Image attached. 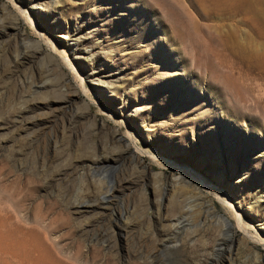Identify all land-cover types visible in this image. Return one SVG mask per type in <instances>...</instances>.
I'll list each match as a JSON object with an SVG mask.
<instances>
[{"label":"rangeland","instance_id":"rangeland-1","mask_svg":"<svg viewBox=\"0 0 264 264\" xmlns=\"http://www.w3.org/2000/svg\"><path fill=\"white\" fill-rule=\"evenodd\" d=\"M223 201L264 237V0H0V264H264Z\"/></svg>","mask_w":264,"mask_h":264},{"label":"bare ground","instance_id":"bare-ground-1","mask_svg":"<svg viewBox=\"0 0 264 264\" xmlns=\"http://www.w3.org/2000/svg\"><path fill=\"white\" fill-rule=\"evenodd\" d=\"M16 8L18 9L19 7L17 6ZM18 10L20 12H23V11H21L20 8ZM38 35H40L42 38L45 37V35L43 33H39L38 32ZM48 44H49L50 48L58 56L63 57L61 55L62 53L61 54L59 53V51L56 49V46L53 43L52 44L48 43ZM61 60H62V58H61ZM65 60H67V59L64 58V61ZM98 82H100V81H98ZM83 90H84V87H83ZM85 91L87 92L86 88H85ZM105 112L108 113V111H105ZM114 122L120 128L124 127L122 120L114 118ZM118 131H120V130L118 129ZM118 138L120 139V141H123L124 143H127L126 147L130 148V151H132V155L134 156V158L136 157L138 159L141 156L146 155V156H148L150 162L155 163V164L159 165L162 168H170L171 170L178 171V172H180L181 174L184 175V176H180V177L173 176L172 186H171V192L172 193H175V192L190 193V194L194 193L196 195V197H200V198L204 197V198H206L207 197V193L215 191L213 186L204 177H202L196 171L191 170L189 168V166L186 165L185 163L184 164L183 163H178V162H175V161L172 160V161H169V162H165V164H159L157 162V156L156 155L150 154L146 149H144L143 147H139L136 144L135 137H134L133 133L129 129H126L124 134H121V133L118 134ZM133 150H134V152H133ZM104 172H106L107 174L110 173L108 171H104ZM104 179H105V177H100L96 181L97 183H95V184L102 185V181L101 180H104ZM193 182L199 184L201 189L195 187ZM107 184L110 185L109 180H107ZM196 191L198 193H195ZM174 196L169 198L171 202L174 200V198H175ZM222 204H224L226 206V208L229 211L232 212V210L230 209L231 205H229L226 201H223ZM231 214H232V215H230L231 217H227L226 219H224L223 216L221 217L222 219L225 220V226L227 227L226 233L229 235V237H233V233L234 232L236 234L238 232H240L241 236H242V240L241 241L243 242V244H247L250 241V242L261 243L264 246V237H261L259 235H250L249 230H251V229H249V225H247L245 223V221L241 217L240 213H236V212L233 211ZM232 249H233V243H231V245L229 246L228 253L231 254ZM254 261H255V263L259 262V257H256L254 259Z\"/></svg>","mask_w":264,"mask_h":264},{"label":"water","instance_id":"water-1","mask_svg":"<svg viewBox=\"0 0 264 264\" xmlns=\"http://www.w3.org/2000/svg\"><path fill=\"white\" fill-rule=\"evenodd\" d=\"M107 197L106 196H104L102 199L104 200V199H106Z\"/></svg>","mask_w":264,"mask_h":264}]
</instances>
